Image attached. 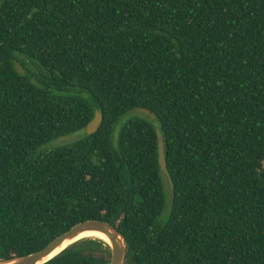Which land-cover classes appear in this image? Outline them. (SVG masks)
I'll list each match as a JSON object with an SVG mask.
<instances>
[{"label": "trees", "instance_id": "obj_1", "mask_svg": "<svg viewBox=\"0 0 264 264\" xmlns=\"http://www.w3.org/2000/svg\"><path fill=\"white\" fill-rule=\"evenodd\" d=\"M89 220L125 264H264V0H0V260Z\"/></svg>", "mask_w": 264, "mask_h": 264}, {"label": "water", "instance_id": "obj_2", "mask_svg": "<svg viewBox=\"0 0 264 264\" xmlns=\"http://www.w3.org/2000/svg\"><path fill=\"white\" fill-rule=\"evenodd\" d=\"M135 111L144 112L151 115L152 119H156L153 112L148 109L139 108ZM102 122V114L97 111L94 119L87 125L85 132L88 135L94 134L98 131L99 126ZM158 138V148H159V164L162 172L167 177L171 201L174 200V182L170 175L167 161L164 152V141L163 135L159 129L156 130ZM87 232H97L105 235L109 242L108 245L111 250V263L110 264H125L126 253H127V241L123 234L113 227L111 224L101 221V220H89L74 226L69 231L56 237L51 243H49L44 249L37 251L35 253L17 257L10 260H0V264H45L50 260L57 257L64 250L69 248L74 243L78 242L76 239Z\"/></svg>", "mask_w": 264, "mask_h": 264}, {"label": "rangeland", "instance_id": "obj_3", "mask_svg": "<svg viewBox=\"0 0 264 264\" xmlns=\"http://www.w3.org/2000/svg\"><path fill=\"white\" fill-rule=\"evenodd\" d=\"M142 113H144V112H142ZM137 116H140V113H138V111L137 112L128 113L127 115H125L124 117H122V119L120 120V122L118 123V125L116 127V134H118L122 130V128L127 124V122L131 118L137 117ZM85 134H86L85 131H79L77 133L71 134V135H69L67 137H64L62 139H59L58 141L53 142L51 145L52 146H57V145H60V144H66V143H69V142H73L75 140H78L79 138H81Z\"/></svg>", "mask_w": 264, "mask_h": 264}, {"label": "bare ground", "instance_id": "obj_4", "mask_svg": "<svg viewBox=\"0 0 264 264\" xmlns=\"http://www.w3.org/2000/svg\"><path fill=\"white\" fill-rule=\"evenodd\" d=\"M82 239H100L105 241L106 243L109 242L108 238L101 234V233H97V232H87V233H83L82 235H80L76 241H80Z\"/></svg>", "mask_w": 264, "mask_h": 264}]
</instances>
